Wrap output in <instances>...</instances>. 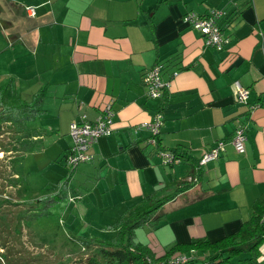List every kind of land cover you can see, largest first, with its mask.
<instances>
[{
    "label": "crops",
    "instance_id": "obj_1",
    "mask_svg": "<svg viewBox=\"0 0 264 264\" xmlns=\"http://www.w3.org/2000/svg\"><path fill=\"white\" fill-rule=\"evenodd\" d=\"M20 5L38 7L30 15L19 13ZM212 7L221 10L220 48L204 45L200 32L181 22L187 10L204 14ZM15 25L28 30L26 43L40 59L35 72L45 86L43 111L31 117L39 118L38 129L16 131L18 140L28 134L45 149L46 139L63 162L71 142L68 123L81 113L92 118L111 97L110 133L92 141L91 158L73 166L69 178L79 188L90 180L85 191L92 190L94 204L105 205V212L119 204L118 216L141 198L167 197L154 218L143 222V235L133 229L134 241L152 246L156 256L175 243L218 239L248 217L264 193V0H0V27ZM156 62L163 63L161 76L169 86L159 97H148L141 74ZM234 80L247 88L243 101L236 100ZM155 111L160 125L150 144L139 124ZM238 124L245 134L241 152L228 141ZM219 139V153L198 162ZM160 149L178 157L163 162ZM72 196L82 216L93 213L79 193ZM109 218L115 217L102 219ZM191 249L194 255L209 252ZM258 253V264H264V241ZM238 254L234 264L247 256Z\"/></svg>",
    "mask_w": 264,
    "mask_h": 264
},
{
    "label": "rangeland",
    "instance_id": "obj_2",
    "mask_svg": "<svg viewBox=\"0 0 264 264\" xmlns=\"http://www.w3.org/2000/svg\"><path fill=\"white\" fill-rule=\"evenodd\" d=\"M27 6H32L33 12L38 7L20 5L19 13L24 14ZM11 34L13 44L8 45ZM29 41L28 30L22 25L0 27V88L4 87L0 100L9 96L26 100L40 86L39 73L35 72L40 59L32 55L26 43ZM162 68L161 64V71ZM38 122L37 116L0 120V264H83L91 255L99 259L95 245L85 240L96 234L108 237V229L102 223L111 218H102L110 213L117 217L121 205L112 204L105 208L106 212L102 203L97 202V207L92 190L85 191L91 181L81 182L79 188L77 179L69 178L72 169L58 159L51 145L48 147V140L43 141L45 149H38L39 142L28 140V134L18 140L20 132L34 130ZM18 148V153H12ZM57 191L62 196L53 197ZM75 192L81 195L84 208L93 210L92 214H88L89 210L85 216L80 214L72 196ZM145 226L142 223L134 228L137 237L143 235ZM243 253L238 257L246 255Z\"/></svg>",
    "mask_w": 264,
    "mask_h": 264
},
{
    "label": "trees",
    "instance_id": "obj_3",
    "mask_svg": "<svg viewBox=\"0 0 264 264\" xmlns=\"http://www.w3.org/2000/svg\"><path fill=\"white\" fill-rule=\"evenodd\" d=\"M179 68L180 66L175 67L171 71ZM3 91L4 87L0 88V92ZM44 93L45 86L41 84L26 100L10 96L0 100V120L16 119L18 116L31 118L40 113L43 111L40 102ZM191 167L194 170L193 165ZM53 195V197H58L62 196V193L57 191ZM166 198H141L118 217L111 219L112 221L103 223V228H107L111 232L108 237L90 236L88 240H85V242L95 245L99 259L93 255L86 256L83 264H154L159 259L165 264H171L166 262V259L175 250H188L191 247L195 250L200 249L209 252L203 255L195 254L194 257L182 264L194 260L197 262L195 264L212 262L234 264L231 258L240 252L247 253L241 264L259 263L257 259L259 255L258 245L264 241V193L253 202L250 214L240 221L234 231L215 240H192L186 244L175 243L161 254L153 256L146 244L133 240V229L154 218L155 209Z\"/></svg>",
    "mask_w": 264,
    "mask_h": 264
},
{
    "label": "built area",
    "instance_id": "obj_4",
    "mask_svg": "<svg viewBox=\"0 0 264 264\" xmlns=\"http://www.w3.org/2000/svg\"><path fill=\"white\" fill-rule=\"evenodd\" d=\"M25 10H27L28 14H33L32 6H27ZM220 14L221 10L219 8L212 7L204 14L187 11L182 14L181 20L200 32L204 45L220 48L225 41V37L221 35L217 24V18ZM175 73L176 71H172L171 75ZM141 82L144 86L145 94L150 97H159L169 86V79L167 77L162 78L161 64L157 62L142 72ZM232 85L236 100L243 101L247 93V88L242 87L237 80H234ZM111 101V97H106L98 106V112L92 118H88L85 114L81 113L76 120H71L68 123L67 133L71 142L67 150L63 153V163L69 169H72L79 161L89 160L92 154L88 148L92 141L95 140L97 136L110 133L112 123ZM261 104L264 105V100L261 101ZM139 125L149 132L146 141L150 144L155 143L154 135L157 133L160 125L159 111H155L149 119L142 121ZM243 129L244 127L238 124L228 140L237 152L244 150L245 134ZM223 143L224 141L219 139L211 146L204 149L198 158V162H205L215 157L222 149ZM157 153L160 155L163 162L168 163H172V161L178 157L174 152L167 149H160ZM193 255L194 252H192L190 248L187 253L171 254L166 259V262L171 264H182L191 259Z\"/></svg>",
    "mask_w": 264,
    "mask_h": 264
}]
</instances>
